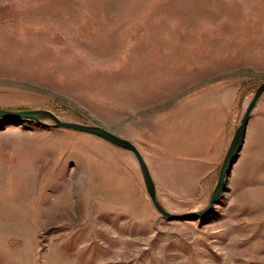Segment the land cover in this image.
I'll return each mask as SVG.
<instances>
[{
    "label": "rangeland",
    "instance_id": "obj_1",
    "mask_svg": "<svg viewBox=\"0 0 264 264\" xmlns=\"http://www.w3.org/2000/svg\"><path fill=\"white\" fill-rule=\"evenodd\" d=\"M263 81L264 0H0V108L129 140L172 214ZM50 124L0 117V264H264V178L234 160L168 218L131 152Z\"/></svg>",
    "mask_w": 264,
    "mask_h": 264
},
{
    "label": "water",
    "instance_id": "obj_2",
    "mask_svg": "<svg viewBox=\"0 0 264 264\" xmlns=\"http://www.w3.org/2000/svg\"><path fill=\"white\" fill-rule=\"evenodd\" d=\"M263 91H264V82L260 83L259 86L256 88L251 100L249 101V103L247 104L243 112V115L240 119L239 124L237 125L234 131V134L231 138L230 144L227 148L226 154L224 156L223 162L219 170L217 183L210 195L207 206L202 210L195 211V212H187L183 214H172L168 212L165 208H163V206L160 204L156 196L155 184L151 177L148 166L142 154L138 150V148L129 140L122 138L99 125H90V124H85V123H78V122L62 120L55 113L47 109H15L13 110V109L0 108V117L5 118V119H29V120H35L40 123H42V119H48L52 121V124H50L51 126L75 129V130L86 132L89 134H94V135H97L103 138L104 140L108 141L109 143L117 147H120L122 149H125L131 152L135 156L138 162L139 169H140L143 181H144V185L150 197V200L152 204L154 205V207L156 208V210L161 215L166 216L168 218L169 217H176V218L177 217L178 218L179 217H183V218L199 217V216H203L207 214L213 208L218 197L224 191L227 175L244 141L247 124L250 118L251 111L253 110L259 96L262 94Z\"/></svg>",
    "mask_w": 264,
    "mask_h": 264
},
{
    "label": "crops",
    "instance_id": "obj_3",
    "mask_svg": "<svg viewBox=\"0 0 264 264\" xmlns=\"http://www.w3.org/2000/svg\"><path fill=\"white\" fill-rule=\"evenodd\" d=\"M261 97L251 111L244 141L235 159L244 169L248 180L254 176L258 180L264 178V104L259 103Z\"/></svg>",
    "mask_w": 264,
    "mask_h": 264
},
{
    "label": "bare ground",
    "instance_id": "obj_4",
    "mask_svg": "<svg viewBox=\"0 0 264 264\" xmlns=\"http://www.w3.org/2000/svg\"><path fill=\"white\" fill-rule=\"evenodd\" d=\"M263 82H264V81H263ZM262 94H263V93H262ZM262 94H261V95H262ZM261 95H260V96H261ZM260 96H259V98H260ZM259 98H258V99H259ZM257 101H258V100H257ZM256 103H257V102H256ZM255 105H256V104H255ZM222 193H223V192H222ZM222 193H221V194H222Z\"/></svg>",
    "mask_w": 264,
    "mask_h": 264
}]
</instances>
